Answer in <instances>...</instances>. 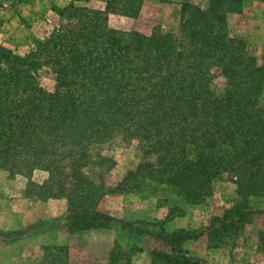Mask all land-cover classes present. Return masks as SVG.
Listing matches in <instances>:
<instances>
[{"label": "trees", "instance_id": "1", "mask_svg": "<svg viewBox=\"0 0 264 264\" xmlns=\"http://www.w3.org/2000/svg\"><path fill=\"white\" fill-rule=\"evenodd\" d=\"M209 1L208 9L183 1L179 32L150 35L112 27L108 6H56L34 50L0 46V168L25 176L30 196L65 199L70 230L116 223L130 249L146 236L166 240L168 250L149 251L150 264H207L184 244L204 235L222 241L255 215L250 198L264 197V58L230 35L228 15L244 0ZM44 67L56 74L52 92L42 85ZM214 68L226 79L222 93L208 79ZM88 128L95 141L118 132L139 142L141 162L118 185L107 182L115 160L83 142ZM36 170L48 174L43 183ZM226 172L237 202L209 227L179 228L172 240L164 233L173 212L154 231L99 209L108 195L147 181L198 204ZM130 249L115 243L108 264H132ZM43 250L35 264H70L67 245Z\"/></svg>", "mask_w": 264, "mask_h": 264}, {"label": "rangeland", "instance_id": "2", "mask_svg": "<svg viewBox=\"0 0 264 264\" xmlns=\"http://www.w3.org/2000/svg\"><path fill=\"white\" fill-rule=\"evenodd\" d=\"M185 0H0V46L20 54L34 50L37 40L51 28L56 6L71 3L94 9L109 7L110 25L114 28L138 30L150 35L153 31L177 33L180 30L181 3ZM208 9L209 0H188ZM166 3H169L168 5ZM230 35L242 39L248 52L260 63L264 58V1L244 0L239 9L228 15ZM42 85L52 92L57 84L55 72L41 69ZM211 88L222 93L226 79L214 68L208 75ZM264 102V95H263ZM88 128L83 139L91 145V153H101L115 160L108 178L109 186H116L141 162L139 142L113 132L98 141ZM96 135V134H95ZM48 174L36 170L34 180L43 181ZM235 176L224 173L213 181V193L198 204L186 201L177 191L166 185L147 181L142 189L108 195L99 209L121 220L144 224L157 231V225L173 212L172 223L165 224V237L172 240L177 229L209 227L237 202ZM49 201V200H48ZM42 201L27 194V178L17 175L11 179L0 168V264H35L44 254L45 246L67 245L70 264H108L115 243L127 245L119 224H86L68 230L61 223L67 216V201L56 204ZM255 215L241 222L229 234L209 240L208 235L189 240L184 248L192 259L207 264H264V197L250 198ZM65 228V230L63 229ZM134 242V241H130ZM130 249L132 264H150L149 251L168 250L166 240L146 236Z\"/></svg>", "mask_w": 264, "mask_h": 264}, {"label": "crops", "instance_id": "3", "mask_svg": "<svg viewBox=\"0 0 264 264\" xmlns=\"http://www.w3.org/2000/svg\"><path fill=\"white\" fill-rule=\"evenodd\" d=\"M167 5L169 4V3H166ZM45 181V178L43 179V181H41V180H38V183H43ZM65 199H49V203H51V204H56V203H58V202H62V203H64L63 201H64ZM169 223H172V221H169ZM66 224V216H64V218H63V221H62V223H61V225L62 226H64ZM64 230H65V228H63ZM68 229V228H67ZM68 230H70V229H68ZM70 231H72V230H70Z\"/></svg>", "mask_w": 264, "mask_h": 264}, {"label": "water", "instance_id": "4", "mask_svg": "<svg viewBox=\"0 0 264 264\" xmlns=\"http://www.w3.org/2000/svg\"><path fill=\"white\" fill-rule=\"evenodd\" d=\"M5 8H6V7H1V8H0V11L4 10Z\"/></svg>", "mask_w": 264, "mask_h": 264}]
</instances>
